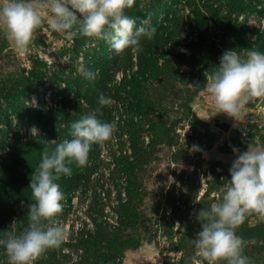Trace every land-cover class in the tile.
<instances>
[{"label":"rangeland","instance_id":"1","mask_svg":"<svg viewBox=\"0 0 264 264\" xmlns=\"http://www.w3.org/2000/svg\"><path fill=\"white\" fill-rule=\"evenodd\" d=\"M125 12L157 29L138 54L68 38L47 16L20 53L0 28V231L14 219L27 225L31 175L43 148H55L50 141L70 140L71 123L97 108L99 120L116 125L110 140L92 145L87 166L73 164L56 181L63 208L46 223L66 235L35 264H207L192 242L196 212L221 198L233 148H264V97L239 116L219 113L204 75L225 50L264 53V0H135ZM81 66L98 70L95 82ZM101 93L113 103L100 106ZM236 233L249 264H264V219L248 215Z\"/></svg>","mask_w":264,"mask_h":264},{"label":"clouds","instance_id":"2","mask_svg":"<svg viewBox=\"0 0 264 264\" xmlns=\"http://www.w3.org/2000/svg\"><path fill=\"white\" fill-rule=\"evenodd\" d=\"M134 3L135 0H0V28L20 53H27L34 32L47 16L50 29L68 38L102 39L117 55L126 49L138 54L142 51L141 40H151L157 29L148 19L137 26L136 20L126 14L125 10ZM78 71L90 82L98 77V70L81 66ZM204 75L206 91L219 113L239 116L250 99L264 97V53L258 50H246L243 58L236 50H225L215 71ZM25 103L30 107L36 105V100ZM112 103L110 97L99 95L100 106ZM99 111L97 108L73 121L70 140L50 141L55 148L41 151L29 185L27 225L18 229L14 219L7 230L0 231V247L7 264H35L48 249L58 247L64 240L62 226L46 223L63 208L64 193L56 181L61 175L70 177L73 164L78 168L87 166L92 145H102L113 136L116 125L99 120ZM30 133L33 137L40 135L36 126ZM190 150L200 149L193 145ZM233 151L237 157L229 169L231 178L224 181L221 198L196 212L201 230L192 242L207 264H249L243 254L245 241L236 229L253 213L264 219V148L250 143L247 151Z\"/></svg>","mask_w":264,"mask_h":264},{"label":"water","instance_id":"3","mask_svg":"<svg viewBox=\"0 0 264 264\" xmlns=\"http://www.w3.org/2000/svg\"><path fill=\"white\" fill-rule=\"evenodd\" d=\"M260 98V97H259ZM259 98H254L256 101L259 100ZM214 126L223 130L224 132H226L229 128V124L226 123V122H217V123H214Z\"/></svg>","mask_w":264,"mask_h":264}]
</instances>
